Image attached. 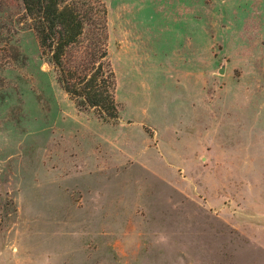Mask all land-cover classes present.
Returning a JSON list of instances; mask_svg holds the SVG:
<instances>
[{"label":"rangeland","instance_id":"rangeland-1","mask_svg":"<svg viewBox=\"0 0 264 264\" xmlns=\"http://www.w3.org/2000/svg\"><path fill=\"white\" fill-rule=\"evenodd\" d=\"M98 1L109 120L0 0V264H264V0Z\"/></svg>","mask_w":264,"mask_h":264},{"label":"trees","instance_id":"trees-1","mask_svg":"<svg viewBox=\"0 0 264 264\" xmlns=\"http://www.w3.org/2000/svg\"><path fill=\"white\" fill-rule=\"evenodd\" d=\"M41 54L62 89L104 120L118 116L107 53L106 9L98 0H20ZM91 27V28H87Z\"/></svg>","mask_w":264,"mask_h":264},{"label":"water","instance_id":"water-1","mask_svg":"<svg viewBox=\"0 0 264 264\" xmlns=\"http://www.w3.org/2000/svg\"><path fill=\"white\" fill-rule=\"evenodd\" d=\"M223 69H224V64L219 68L218 72L219 73L223 72Z\"/></svg>","mask_w":264,"mask_h":264}]
</instances>
